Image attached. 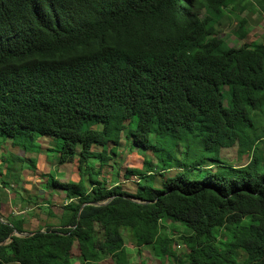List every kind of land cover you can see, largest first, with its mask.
Returning a JSON list of instances; mask_svg holds the SVG:
<instances>
[{"label":"trees","instance_id":"16d2710c","mask_svg":"<svg viewBox=\"0 0 264 264\" xmlns=\"http://www.w3.org/2000/svg\"><path fill=\"white\" fill-rule=\"evenodd\" d=\"M253 5L264 14V0ZM227 6L246 7L0 0V138L12 146L48 138L47 151L60 165L77 158L79 174L67 182L44 174L43 203L53 204L56 189L65 196L58 223L43 231L3 212L0 200V264H132L121 230L159 264H264V42L226 45L214 26ZM234 33L246 35L245 17ZM122 131L144 155L139 169H122L125 179L138 176L134 193L97 178ZM231 147L248 160L223 162L220 150ZM0 158L10 159L6 185L24 157Z\"/></svg>","mask_w":264,"mask_h":264},{"label":"rangeland","instance_id":"374dc122","mask_svg":"<svg viewBox=\"0 0 264 264\" xmlns=\"http://www.w3.org/2000/svg\"><path fill=\"white\" fill-rule=\"evenodd\" d=\"M255 0H240V4L246 5L241 11L238 10L239 6L224 7L223 15L215 23V34L220 37L228 46H239L243 43L251 42H264V14L260 13L259 8L256 5H253ZM201 13H205V8L200 9ZM241 17L246 18V35L243 38H238L234 31L238 26V20ZM125 132L122 131L120 135V143L114 148V154L108 153L110 159H108L104 166L99 170L98 179L106 180L107 184L119 183L121 189L128 193H134L136 189V177L129 176L125 179L122 177V169L126 168H139L142 164L144 155L138 150L134 149L131 143L127 140H124ZM52 140L48 138L39 136L35 138V144L38 146L41 145L42 149L39 152H29L25 150V146L30 145L31 150L37 151V146L24 142L22 145L12 146L9 139L0 138V154L4 153L9 155L12 151L20 157H24L20 161V164L17 165V170H13V174H17L16 178L8 177V183L6 185H0V200L2 201L3 212L12 213L18 210V214L23 213L24 210H27L30 205L28 202H31V206H35L36 203L40 204V208L34 207L26 211V215H22L23 218H26L28 222L27 229H36L38 226H45L49 224H57L58 217L61 213V203L64 201L65 193L61 189H56L55 195L53 196V204L45 205V199H49L51 196L50 191L46 188L45 184L42 185V180H46L49 177H46L44 174L47 173L53 176L60 182H67L69 180L76 181L79 178L78 170L76 167L77 158L72 162L64 163L60 165L57 162V153L53 150H49L47 146H51ZM182 148L179 147V150ZM147 152V151H146ZM151 156L150 152L147 154ZM220 157H222L223 162L241 165L245 163L248 159V155H238L233 147L224 148L220 150ZM36 159V167L28 166V159ZM91 161L94 166V171H98L99 166L97 159L91 158ZM151 161L154 164L155 169L159 168L161 163L151 156ZM10 159L8 163H4L0 158V175H3L1 172L5 168L9 169ZM207 166V165H206ZM59 167V169H58ZM210 169H215L216 165L209 164ZM61 171V172H60ZM174 171H170L173 173ZM135 177V178H134ZM7 179V178H5ZM115 179L117 181H115ZM158 180V178H157ZM156 180V181H157ZM41 189H40V188ZM51 190L54 188L50 185L48 186ZM36 188V190H35ZM39 189V190H38ZM43 189V190H42ZM36 192H39V195L36 196ZM36 202V203H35ZM51 213H56L55 216H52ZM123 242L126 249V256L130 263L132 264H159V259L155 257L149 246L136 245L135 241L126 233L122 231ZM178 251L185 250L184 245L178 244L176 246ZM73 255H77V250L74 248L72 250ZM74 264H77L75 262ZM99 264H113L109 259H104L99 262Z\"/></svg>","mask_w":264,"mask_h":264},{"label":"clouds","instance_id":"9594fccd","mask_svg":"<svg viewBox=\"0 0 264 264\" xmlns=\"http://www.w3.org/2000/svg\"><path fill=\"white\" fill-rule=\"evenodd\" d=\"M133 148H134V147H133ZM134 149H135V148H134ZM247 160H248V159H247ZM243 164H244V163H243ZM61 165H63V164H61ZM140 167H141V166H140ZM140 167H139V168H140ZM139 168H136V169H139ZM133 176H135V175H133ZM135 177H136V179H137L136 182H135V185H136V183H137V181H138V176H135ZM135 177H134V178H135ZM131 200H134V201H137V202H141V201H139V200H135V199H131ZM92 203H95V204H96V203L104 204L105 201H104V202H92ZM83 205H84V204H83ZM80 207H81V206H80ZM24 209H25V208H23V210H22V211H24V212L21 213V214L26 215L25 213H26L27 210H24ZM26 209H28V208H26ZM17 214H18V213H17ZM17 214H16V215H17ZM14 215H15V214H14ZM26 216H27V215H26ZM25 219H26V218H25ZM26 222H28L27 219H26ZM26 222L24 223V226H25V227H27ZM38 227H39V226H38ZM36 228H37V227H36ZM40 230L43 231V230H44V227H42ZM14 231H16V230H13V233H14ZM122 231H124V230H121V233H122ZM16 232H17V231H16ZM22 233H25L24 235H26V234H31L32 232H28V233H27V232H22ZM14 234H15V235H18V236H24V235H21V233H18V232H17V234H16V233H14ZM5 242H7V241H5Z\"/></svg>","mask_w":264,"mask_h":264},{"label":"water","instance_id":"95a60500","mask_svg":"<svg viewBox=\"0 0 264 264\" xmlns=\"http://www.w3.org/2000/svg\"><path fill=\"white\" fill-rule=\"evenodd\" d=\"M96 204H99V203H96ZM82 206L83 205H81V207L80 208H82ZM14 233H16L17 234V232L16 231H14ZM25 233H21V235H24Z\"/></svg>","mask_w":264,"mask_h":264},{"label":"crops","instance_id":"0c3cea01","mask_svg":"<svg viewBox=\"0 0 264 264\" xmlns=\"http://www.w3.org/2000/svg\"><path fill=\"white\" fill-rule=\"evenodd\" d=\"M18 210H16L15 212H14V214H17L18 212H17ZM9 212H12V211H9ZM9 212H7V213H9ZM13 213V212H12Z\"/></svg>","mask_w":264,"mask_h":264}]
</instances>
